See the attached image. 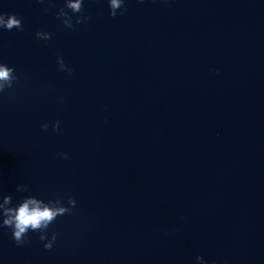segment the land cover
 <instances>
[{
  "label": "water",
  "instance_id": "water-1",
  "mask_svg": "<svg viewBox=\"0 0 264 264\" xmlns=\"http://www.w3.org/2000/svg\"><path fill=\"white\" fill-rule=\"evenodd\" d=\"M125 6L84 0L91 19L67 29L64 0H0L24 29H0L18 77L0 94V197L76 201L51 251L0 228V264H264V0Z\"/></svg>",
  "mask_w": 264,
  "mask_h": 264
},
{
  "label": "clouds",
  "instance_id": "clouds-1",
  "mask_svg": "<svg viewBox=\"0 0 264 264\" xmlns=\"http://www.w3.org/2000/svg\"><path fill=\"white\" fill-rule=\"evenodd\" d=\"M37 3L44 4L46 0H36ZM109 6V16L115 18L118 14L124 15L127 11L125 0H107ZM138 3H143L144 0H137ZM84 0H64V7L59 8L55 12L56 19L60 20L63 26L67 29H73V16L76 17L75 24H85L91 17L84 15L83 8ZM47 11V9H45ZM0 29L12 31L13 29L22 32L23 24L20 18L15 14L0 13ZM36 39L38 41L48 42L51 40V33L45 31H37ZM58 70L66 72L69 76L73 74V70L68 68L64 59L59 54L57 55ZM18 81L15 75V69L8 67L6 64H0V94L13 88V85ZM47 123L41 125L42 131H48ZM52 131H60V122L56 121L52 124ZM62 159L67 160L66 153H60ZM16 192H29L27 184L17 185ZM13 205V197L6 195L0 197V228H7L11 231L12 239L17 247L28 243L27 236L29 232L39 233V240L43 243L46 251H51L56 242V233H51L49 238L48 229L58 217L71 215L72 210L76 207V201L69 196L67 198V206H64V201L61 199H49L45 202L33 196H26L20 200L18 204ZM176 228L172 229V234H175ZM197 264H206L202 256H197ZM215 264V262H213Z\"/></svg>",
  "mask_w": 264,
  "mask_h": 264
}]
</instances>
